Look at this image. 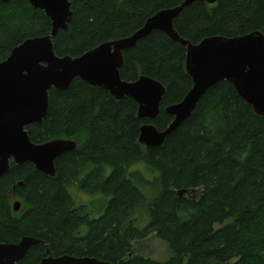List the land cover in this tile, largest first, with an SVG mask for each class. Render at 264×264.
<instances>
[{
    "label": "trees",
    "instance_id": "obj_1",
    "mask_svg": "<svg viewBox=\"0 0 264 264\" xmlns=\"http://www.w3.org/2000/svg\"><path fill=\"white\" fill-rule=\"evenodd\" d=\"M68 1L70 21L52 38V48L73 57L129 36L149 16L182 2ZM173 27L192 43L264 34V0L195 2ZM49 31V17L27 0L0 1V61L25 39ZM185 54L157 30L123 54L122 79L142 74L165 87L155 119L138 118L130 97L114 99L79 78L65 90L49 89L47 113L25 126L28 136L35 143L70 138L76 148L56 157L54 177L12 161L0 176V242L40 239L17 264H40L47 250L112 264H264V116L229 82L210 87L162 145L138 143L140 126L149 122L163 130L172 120L164 108L191 87ZM74 186L90 200L75 201ZM150 234L168 245L169 257L155 260L133 250Z\"/></svg>",
    "mask_w": 264,
    "mask_h": 264
},
{
    "label": "water",
    "instance_id": "obj_2",
    "mask_svg": "<svg viewBox=\"0 0 264 264\" xmlns=\"http://www.w3.org/2000/svg\"><path fill=\"white\" fill-rule=\"evenodd\" d=\"M27 1L49 17L50 31L25 39L0 61V176L8 172L10 161L17 165L30 162L44 175L55 176L54 160L64 152L74 150L75 141L55 138L35 143L30 140L25 126L41 122L46 115L49 89L65 90L75 78L102 87L114 99L130 97L137 103L138 118L155 119L160 111L164 85L142 74L134 81H127L121 78L119 71L124 52L155 30L185 47L184 67L192 85L180 101L164 108L172 120L163 130L149 122L140 126L139 144L145 147L162 145L166 137L191 115L203 94L219 81L229 82L255 114L264 116V34L260 30L232 37L214 35L192 43L173 27V20L187 5L195 2L214 5L217 0H182L176 6L149 16L129 36L102 42L76 57L58 56L52 48V38L70 21V2ZM18 184L22 185V182ZM12 193H15V186ZM12 207L18 210L19 201H14ZM39 241L34 236H23L16 243L0 242V264H17ZM40 264L112 263L91 256H52L47 250Z\"/></svg>",
    "mask_w": 264,
    "mask_h": 264
},
{
    "label": "rangeland",
    "instance_id": "obj_3",
    "mask_svg": "<svg viewBox=\"0 0 264 264\" xmlns=\"http://www.w3.org/2000/svg\"><path fill=\"white\" fill-rule=\"evenodd\" d=\"M61 138L66 139L63 137ZM132 169H136L135 166H132L131 170ZM109 171L110 167H107L105 174H108ZM71 188L75 201L80 202L90 200V198L87 197L88 195L84 194V192L80 191L75 186ZM133 247V250H135L136 253L142 254L155 260H164L170 255V249L168 245L164 241L157 238L154 234H150L144 239L135 241Z\"/></svg>",
    "mask_w": 264,
    "mask_h": 264
}]
</instances>
